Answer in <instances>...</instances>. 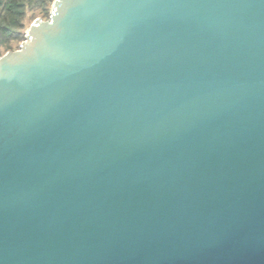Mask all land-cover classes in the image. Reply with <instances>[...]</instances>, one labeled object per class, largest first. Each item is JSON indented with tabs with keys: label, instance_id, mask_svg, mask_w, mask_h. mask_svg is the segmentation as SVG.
I'll list each match as a JSON object with an SVG mask.
<instances>
[{
	"label": "water",
	"instance_id": "1",
	"mask_svg": "<svg viewBox=\"0 0 264 264\" xmlns=\"http://www.w3.org/2000/svg\"><path fill=\"white\" fill-rule=\"evenodd\" d=\"M0 264H264V0H54L0 56Z\"/></svg>",
	"mask_w": 264,
	"mask_h": 264
},
{
	"label": "trees",
	"instance_id": "2",
	"mask_svg": "<svg viewBox=\"0 0 264 264\" xmlns=\"http://www.w3.org/2000/svg\"><path fill=\"white\" fill-rule=\"evenodd\" d=\"M53 1L0 0V56L15 46L19 47L34 17H50Z\"/></svg>",
	"mask_w": 264,
	"mask_h": 264
},
{
	"label": "rangeland",
	"instance_id": "3",
	"mask_svg": "<svg viewBox=\"0 0 264 264\" xmlns=\"http://www.w3.org/2000/svg\"><path fill=\"white\" fill-rule=\"evenodd\" d=\"M52 5H53V4H52ZM51 8H52V7H51ZM50 10H51V9H50ZM37 17H43V18H45L44 16H39V15H38ZM37 17H34L32 21H34ZM45 19H46V18H45ZM30 23H31V22H30ZM19 44H21V43H19ZM19 46H20V45H19ZM18 48H19V47L15 46V48H12V49H9V50H13V49L15 50V49H18ZM9 50H8V51H9ZM8 51H5L4 53H6V52H8Z\"/></svg>",
	"mask_w": 264,
	"mask_h": 264
}]
</instances>
